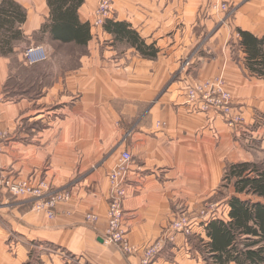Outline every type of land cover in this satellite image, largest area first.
<instances>
[{
	"label": "crops",
	"instance_id": "0c3cea01",
	"mask_svg": "<svg viewBox=\"0 0 264 264\" xmlns=\"http://www.w3.org/2000/svg\"><path fill=\"white\" fill-rule=\"evenodd\" d=\"M116 1L114 21L154 47V59L93 28L99 0H84L78 9L80 23L91 25L85 45L54 40L48 0L0 1V127L9 133L0 170L72 192L50 220L31 200L0 188V264H141L140 256L103 241L109 175L123 152L132 154L124 200L128 238L142 246L160 237L179 208L191 213L213 199L228 165L254 161L257 146L264 151V76L249 67L240 35L264 38V0ZM216 1L228 2L234 16L215 14ZM198 32L213 33L212 44H187L184 35ZM30 45L48 49L50 61L28 65ZM119 45L128 47L126 55L118 54ZM188 59L190 70L183 69ZM217 75L256 145L218 114L188 104L186 90ZM90 214L99 220L87 221ZM195 232L207 240L204 228ZM153 264L205 262L190 238L179 235Z\"/></svg>",
	"mask_w": 264,
	"mask_h": 264
},
{
	"label": "trees",
	"instance_id": "16d2710c",
	"mask_svg": "<svg viewBox=\"0 0 264 264\" xmlns=\"http://www.w3.org/2000/svg\"><path fill=\"white\" fill-rule=\"evenodd\" d=\"M52 9L50 27L54 40L85 45L91 40V25L79 21L78 9L84 0H48ZM116 42L135 47L143 58L154 59L157 51L146 46L139 34L125 22L108 20L104 26ZM247 63L264 76V38L241 32ZM233 187L226 210L212 216L203 238L192 236L195 251L205 264H264V167L254 162L228 165L221 182Z\"/></svg>",
	"mask_w": 264,
	"mask_h": 264
},
{
	"label": "built area",
	"instance_id": "2783aa9c",
	"mask_svg": "<svg viewBox=\"0 0 264 264\" xmlns=\"http://www.w3.org/2000/svg\"><path fill=\"white\" fill-rule=\"evenodd\" d=\"M112 3L113 0H99L94 14V22L92 23L93 28H104L106 22L112 18L111 15L114 12ZM228 17H230L229 14ZM24 58L25 62L32 66L47 61L48 52L43 46L30 45L24 52ZM223 84H225L223 79L216 78L215 82L189 87L186 90L188 104L194 110L205 114L220 115V113H224L229 116L233 98L229 91L221 87ZM4 101L5 99L0 93V104L4 103ZM1 121L2 112L0 111V125ZM242 121L243 119L240 116L227 118L228 126L233 129H239L242 126ZM8 137L9 133L0 127V161L4 154ZM131 162L132 154L128 151L123 152L121 164L113 169L109 175L111 190L107 212L108 223L103 239L105 244L118 248L127 256L139 255L140 251L130 244L124 210ZM0 187L14 198L31 200L33 210L45 213L50 220L56 218L58 206L71 198L69 192L55 190L44 182L34 184L29 180L13 179L3 170H0ZM207 207L206 210H201L192 216H189L187 211L177 215L170 224L164 227L160 237L150 247L142 249L141 264H153L158 258L163 257L169 250V246L176 242L179 235L187 238L200 236L195 230L197 228H205L208 220L217 213V205L211 204ZM208 212L211 213L208 215ZM98 220L99 218L96 215L90 214L87 216V221L91 223H96Z\"/></svg>",
	"mask_w": 264,
	"mask_h": 264
},
{
	"label": "rangeland",
	"instance_id": "374dc122",
	"mask_svg": "<svg viewBox=\"0 0 264 264\" xmlns=\"http://www.w3.org/2000/svg\"><path fill=\"white\" fill-rule=\"evenodd\" d=\"M246 1H251V0H246ZM116 3H117V1L116 0H113L112 7H113L114 12H113V15H111V17H112L111 19H113V20H116L118 18V16H117V6H116ZM229 5L230 4H228V2H226V1H224V2L216 1V2H213L212 4H210V9H212V11L215 12V14H220L221 12H223V14H225V18H231V17L234 16L235 10H234V7H231ZM228 14H229L230 17H228ZM212 35H213V33L210 34L208 32H202V33L201 32H198V33H192V34L187 33L184 36H187V38H188V41L186 42L187 44H200V46H203V44H212L211 43L212 42L211 41ZM173 38L174 39L176 38L175 34H173ZM113 41H114L113 44H127V43L116 42L114 40V38H113ZM182 41H184V38H183V36L181 34V38L179 39V44H183ZM108 44H111V42H108ZM39 46H41V45H39ZM127 48L128 47L123 46V45H119L118 47H116V49L118 51V54L120 56L123 55V54L126 55V53H127V50L126 49ZM47 51H48V49H47ZM134 55H136V54H134ZM50 58H51V55H50V51H49L48 52V59H47V61H45V63L48 62V61H50ZM190 61H191V59H188V60L185 61V63L183 64V69L184 68H186V69L189 68V70H190L192 68V64H191ZM35 65H37V64H35ZM216 78L223 79V81H224L225 84H223V86L221 85V87L224 90L229 91L228 90V87H227V82H226L225 78L223 76H221V75H217V76H214V77H211V78L204 79L202 81L197 82V84H195V85H202V84L207 83V82H215L216 81ZM174 81H178V78L175 77L173 79V82ZM219 116L222 118V120L224 121V123L226 124V126L229 129L234 130V131L239 130V131H237V132H239V137H241V139L244 140V142H246L249 145H254V144L256 145L258 143L257 141L254 142L253 136L248 132V130H250V128H248V130L247 129L246 130L243 129L244 126H245V124H246V120H245V118L243 117V115L241 113L235 112L234 107H233V104H232V109H231V113H230L229 116H227L224 113H220ZM238 116H240L243 119L242 124H241L242 126L239 125V126H241L239 129H237V128L236 129L230 128L228 126V123H227V118H232V117H235L236 118ZM258 147L261 148V146H257L256 148L258 149ZM260 148H259V151H257V152L256 151H253L254 161H252V162L257 163V164H260V165H262L264 167V151H262ZM41 182L46 183V185H48L50 188H54L55 190L69 192L71 194V198H72V192H71V190L69 188L68 189L67 188H65V189H59V188H55L53 186V184L51 182H49V181L43 180ZM227 186L228 185H226V182H224V181L221 182L220 187L218 188L217 194L215 195V197L213 199H210L208 201H205V202H203V203H201L199 205H196L195 206V210H193L191 213L188 212L189 216L190 215L191 216L192 215H195V214H197L201 210H206L208 208L207 206H209L211 204L217 205V207H218L217 210H219V211H221L223 213L226 210V207H227L226 202H227L228 198L233 194V187L232 186L227 187ZM0 188L2 189V187H0ZM71 198L68 201L63 202L61 204H67L71 200ZM179 212H180L179 214H181V212H185L186 213V210L184 209V207L183 208H179ZM210 213L211 212H208V215ZM179 214H177V215H179ZM196 237H199V236H196ZM200 238H202V237L200 236ZM204 240H206V239H204ZM154 242L149 243V244H144L142 246H140V245H138V246L137 245H133V244H131V242H130V244L132 246H134L135 248H137V249L140 250L138 256H140V259H141V255L143 254L142 249L143 248L150 247ZM193 242H191V243L193 244ZM200 256L203 258V261H204V259H205V257H203L204 255L202 256L200 254ZM140 262H141V260H140Z\"/></svg>",
	"mask_w": 264,
	"mask_h": 264
}]
</instances>
